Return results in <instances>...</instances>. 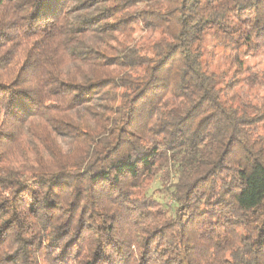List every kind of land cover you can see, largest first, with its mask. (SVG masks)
Wrapping results in <instances>:
<instances>
[{"label": "trees", "instance_id": "trees-1", "mask_svg": "<svg viewBox=\"0 0 264 264\" xmlns=\"http://www.w3.org/2000/svg\"><path fill=\"white\" fill-rule=\"evenodd\" d=\"M262 52L264 0H0V264H264Z\"/></svg>", "mask_w": 264, "mask_h": 264}, {"label": "rangeland", "instance_id": "rangeland-1", "mask_svg": "<svg viewBox=\"0 0 264 264\" xmlns=\"http://www.w3.org/2000/svg\"><path fill=\"white\" fill-rule=\"evenodd\" d=\"M143 34L141 32H138L137 36L141 37ZM207 45V54H206V60L211 64V67L214 71L227 69L229 66V60L226 59V52L223 51V49L219 46H215L214 42L208 41L206 43ZM244 60V66L248 67L250 69L252 75L254 77H257L258 79L262 78V75L264 73V53H259L255 56L245 57ZM249 74V73H248ZM246 93H248V97L250 99H253L254 96L258 93H260V90L258 87H244ZM261 93L264 94V90L261 89ZM163 180H156V182L153 185V191L156 190L155 195L156 197L162 202L163 204H170V201L164 197V194L159 192L160 185Z\"/></svg>", "mask_w": 264, "mask_h": 264}]
</instances>
